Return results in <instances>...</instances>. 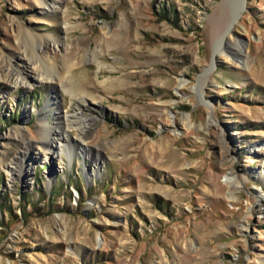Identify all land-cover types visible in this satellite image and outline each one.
<instances>
[{
	"label": "rangeland",
	"instance_id": "rangeland-1",
	"mask_svg": "<svg viewBox=\"0 0 264 264\" xmlns=\"http://www.w3.org/2000/svg\"><path fill=\"white\" fill-rule=\"evenodd\" d=\"M0 264H264V0H0Z\"/></svg>",
	"mask_w": 264,
	"mask_h": 264
},
{
	"label": "bare ground",
	"instance_id": "bare-ground-1",
	"mask_svg": "<svg viewBox=\"0 0 264 264\" xmlns=\"http://www.w3.org/2000/svg\"><path fill=\"white\" fill-rule=\"evenodd\" d=\"M40 4H42V3H40ZM232 23L230 24V27H232ZM44 63H45V61H44ZM20 64L22 65L23 68L28 66V69H29L31 67L30 63L27 61H22ZM53 69H56V67L55 66L49 67L48 64H44V72L41 74V77L38 80V82H41L42 80L52 81L53 80V78H52ZM30 70H31V68H30ZM33 71H34V69H33ZM19 73H21V72L18 71V68L10 65V70H8L6 72V74L2 78V80H3V82L8 83V81L12 80L14 78V76L18 75ZM23 75H24V77L20 76L21 77L20 81H22V80L29 81L31 78L33 79V77L31 76V71L28 72L27 74H23ZM59 78L62 81L63 80L67 81L69 79V77L61 76L60 74H59ZM17 83L18 82L16 81V84ZM63 88L65 89V91L67 93L72 91L68 86H63ZM72 99L76 100V96H72ZM78 101H81V102L78 103V106H76V108L74 109L73 112H70L68 110H63L61 108V104H59L57 102V96L49 95L47 105L50 107L45 106V108L43 110H48L53 115L58 113V114H60V117L58 118V120L56 122L50 121L47 117L39 118L38 119V130H37V132H38V137H39L41 145H44V147H45L44 148L45 150H43V151H47L48 154H50V152L53 151V147H54V150H56V149L58 150V152L53 151L50 154L51 157H52V155H55V154L58 155V153H60L63 150V148L65 147V145H63L61 142H59V143L57 142L56 145L53 146L51 138H53L57 141L58 140L60 141L61 139H63V137L68 138L69 137L68 130H70V128L72 126H74V128L76 130H78L77 132L79 134H78L77 138L82 143L84 142V135L86 133L85 128L91 126L90 123L93 122V118L88 117V119H86L83 117L81 106L84 105V100L79 99ZM20 143L23 146L26 144L25 138H23V136H22V138H20ZM82 149L86 152V154L90 153L89 148L86 147V148H82ZM82 149H80L81 153H82ZM26 153L27 152L21 153L22 154L21 158H19V159L16 158L10 163V164L14 165L13 169H12V166H10V165L7 166L9 168L8 169L9 173H11L12 175H13V173L14 174L17 173L18 175L17 174L16 175L18 178L22 177L23 173L25 175L26 169L24 168V172H23V165H25V161H28V156L26 155ZM69 158L71 159V155H69ZM30 162H32L33 164L35 163V161H33V160H30ZM26 166H27V164H26Z\"/></svg>",
	"mask_w": 264,
	"mask_h": 264
}]
</instances>
